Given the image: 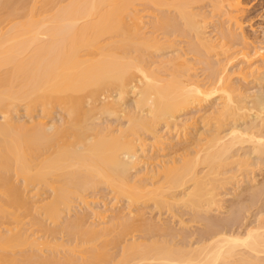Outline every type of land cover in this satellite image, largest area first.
<instances>
[{
    "label": "bare ground",
    "instance_id": "bare-ground-1",
    "mask_svg": "<svg viewBox=\"0 0 264 264\" xmlns=\"http://www.w3.org/2000/svg\"><path fill=\"white\" fill-rule=\"evenodd\" d=\"M24 1L0 0V115L3 116L0 123V222L4 219L2 223L11 222H7L11 226L8 228L0 223V264H264V185L257 188L254 185L249 189L252 207L259 202L261 205L254 216L256 220L244 231L236 232L231 224L222 225L223 221L219 223L211 220L210 215L207 217L215 209L219 212L224 208L223 190L246 166L242 161L233 162L238 156L234 153L235 147L249 141L254 145L252 152L260 159L264 157V136L258 130L259 124H255L257 129L256 126L245 125L242 129L243 126L238 127L236 123L241 112L245 111L244 117L248 116V110H256L257 116L262 117L264 101L261 96H256L255 101L252 99L254 96L251 98L249 94L241 93L240 88L232 86L227 68L238 56L245 59L241 62L245 67L240 66V73L249 69L251 72L255 66L251 62L253 59H249L250 55L245 53L248 47L233 53L236 51L233 45L243 44L247 39L241 33L240 1L43 0L40 5L41 1L35 0L27 9ZM137 1L147 5L143 7L148 11L141 10V13L146 11L144 15L135 8ZM206 3H209V12L200 7ZM150 7L157 8L158 13L154 10L156 15L149 14ZM21 17H25L24 21H19ZM145 20L152 28L150 35L143 32ZM6 22L5 26H10L2 27ZM211 28L213 35L209 34ZM161 31L169 38H189V51L179 48L174 50V54L169 52L166 58L163 56L153 61L149 53L165 49L166 44L172 46L169 39L168 43L161 44L157 35ZM188 54L195 55L198 65H202L204 80L197 78L198 69ZM161 72H168L167 78H162ZM251 75L255 80L259 74ZM103 96H107L104 103L101 100ZM131 97L134 100L132 106L123 108ZM250 98L253 107L252 104L249 106ZM214 100L218 102L214 103ZM22 103H25L28 115L33 116V112L36 114L34 110L41 107L42 115L47 117L41 118V115L40 119H35V116H29L27 121L17 120L13 112L18 113ZM208 103L212 106L202 112L201 122L209 125L208 128L213 124L220 125L214 136L200 131L202 136L208 133L207 145L196 151L200 154L206 150L202 156L196 155L193 160L180 158L181 163L173 160L172 156L170 160H159L155 164L146 161L144 168L147 169H143L147 176H138L142 173L137 172L132 176V171L144 161V147L147 148L144 140L147 134L142 137L144 133L160 139L162 135L156 133L157 127L165 124L166 129L176 131V137L182 138V141L178 139L179 144L188 143V136L192 135L190 122L180 117ZM98 104H102L101 107ZM54 106L61 107L60 110L66 114L60 123L48 120L49 111ZM122 108L123 112L120 111ZM118 111L124 118L128 116L126 127L110 130L111 122L105 127L101 123L102 127L98 126V121L97 125L87 124L89 118L95 121L97 117L94 115L98 112L115 113L117 116ZM99 117L102 118L101 115ZM99 117L97 119L101 121ZM226 118H232L234 123H229L232 125L224 130L227 123L224 128L221 125ZM202 136L197 140L199 143L205 141V136ZM246 137L248 139L244 140ZM158 141L164 143L168 140ZM156 142L152 144V150L156 148ZM164 144L171 145L174 148L169 147L171 151L184 145ZM159 145L157 153L165 150L162 144L163 147ZM50 149L53 153L49 154ZM248 153L246 157L251 154ZM200 165L208 169L203 175L197 170ZM141 170L139 172H144ZM159 176L165 179L164 185L153 187L155 183L152 182L155 181L152 184L147 182ZM15 177L22 180L21 185L15 183ZM239 181L237 186H240ZM100 185H106L117 202L126 199L128 213L121 209L113 215L109 211L115 209L107 207V210L99 211L91 207L92 202H88L86 194L91 189L98 190ZM178 188H185V191L175 194ZM33 190L36 191L30 193ZM46 190L51 194L48 195ZM148 200L155 201L158 209L171 210L173 206L190 208L195 218L201 217V213L206 214L207 218L203 220L207 222L208 227L204 229L207 234L200 240L203 244L192 248L186 244L176 247L164 240L147 242L153 230H161L166 233L161 236L168 237L175 231L166 224L160 226L145 216L143 218V213L133 208ZM74 201H79L80 207L74 217L62 223L65 214L72 212ZM242 205L239 211L234 209L232 215L242 211L247 213L249 207ZM18 211H25V214L20 215ZM40 216L44 220H40ZM26 218H29L27 223ZM45 218L55 226L60 223L61 231H56L59 226L47 228ZM88 218L95 223L87 225ZM36 224L44 227L45 230L41 231L53 234L50 236L54 238L58 232L63 236L67 234L68 239L75 240V246L71 241L70 245L64 241L53 244L43 241L42 236L31 230ZM131 230L144 231L150 236L144 235L145 242L134 240L123 246L118 259L114 254L115 261L114 256L108 253V246L116 247ZM100 239H106L104 242L108 244L98 247L94 242ZM45 249L48 250L45 253L50 251L51 254L43 255Z\"/></svg>",
    "mask_w": 264,
    "mask_h": 264
},
{
    "label": "rangeland",
    "instance_id": "rangeland-1",
    "mask_svg": "<svg viewBox=\"0 0 264 264\" xmlns=\"http://www.w3.org/2000/svg\"><path fill=\"white\" fill-rule=\"evenodd\" d=\"M22 1H24V0H22ZM25 1H28V2H25ZM24 1V3L26 4V9L27 8H29L30 6H32L31 4H33V1H35V0H25ZM37 1H41L40 2V5L42 4V1L43 0H37ZM240 1V3L242 4L241 5V8H242V12H241V15H240V23H241V25H243L242 26V29H241V33H244V35L243 36H245V41H243V44L240 42V45H238V43L236 44V46L235 45H233L234 46V50H236L235 52H233L234 50L232 49V52L233 53H236L237 52V50L239 49H243L244 47L246 48V47H248L249 49L245 52L246 54L248 53L249 55H250V58L249 59H251L252 61L251 62H254L253 63V65H255V66H253L252 68V70L253 71H251L250 72V69L249 70H247V71H245V72H247V73H245V72H243V73H240V69L239 68H241L240 66H243V67H245V65H242V64H245V63H241V62H244V58H240L239 56V58L238 57H236L235 58V60L233 61V63L232 64H230L227 68H228V74L230 75V79H231V82H230V84L233 86V85H235L234 87L235 88H237V89H239L240 88V92L242 93V91L244 92V94L245 95H248V96H250L253 100H254V98L256 97V96H261L262 97V100L264 101V0H239ZM138 3H136V5L138 4V6L137 7H135V8H138L139 9V12L141 13V10H146V11H148V9H147V7H146V9H145V7H143V5L144 6H147V5H145L144 3H140L139 4V2L140 1H137ZM142 2V1H141ZM142 4V5H141ZM201 5V4H200ZM199 5V6H200ZM153 6V5H152ZM205 6V7H204ZM154 7V6H153ZM198 7V6H197ZM200 7H202V8H204L206 11H210L211 9H210V7H209V3H206V4H202ZM150 8H152V7H150ZM137 9V10H138ZM156 9L157 8H152V9H149V12H151V13H149V12H147V14L149 13V14H155L156 15V13H158V11H156ZM23 10H25V9H23ZM156 11V13H154L155 11ZM146 11H144L145 13H146ZM171 11H173V9H171ZM25 12H26V10H25ZM144 12H142L141 14H143ZM153 12V13H152ZM174 12V11H173ZM20 13H24V12H21L20 11ZM19 13V14H20ZM21 15V14H20ZM20 15H19V17H20ZM25 15H27V14H25ZM144 15V14H143ZM22 16V15H21ZM146 16V15H145ZM22 18V17H21ZM21 18H20V20H19V18L15 21V22H17L18 20L19 21H24V18L25 17H23L22 18V20H21ZM26 20V19H25ZM148 20V19H147ZM147 20H145L144 22V24H146V25H143L142 27L144 28V30H143V32H145L147 35H150L149 33H151V31H152V28L149 26V23H148V21ZM8 23L6 22V23H4V25L2 26V27H6V28H8L10 25H8V26H5V25H7ZM145 27H148V28H146L145 29ZM210 33H212V35H213V28H211V29H209V34ZM164 34V33H163ZM162 34V31L159 33L158 32V37H159V39L161 38V44H166V43H168V39H169V43L171 42L170 40H172V42L170 43V45H172V46H168L167 44V46L166 45H164V47L163 48H165V49H160V50H162V52L160 53V50H158L157 51V53H155V52H153V53H149L150 55L149 56H151V58H152V60L153 61H155V60H159V59H161V58H164L163 56H165V55H168V53L169 52H171V53H169L170 55L171 54H174V50H178L179 48L181 49H183L184 50V52H188L189 51V38H182L181 36H179V37H171V38H169V37H166L165 35H163ZM241 35V36H242ZM167 38V39H166ZM242 39H243V37H242ZM163 40V41H162ZM247 41V42H246ZM244 42H246V44H249L248 46H244ZM245 44V45H246ZM243 45V46H242ZM240 46H242V47H240ZM244 48V49H245ZM238 50V51H239ZM256 52V53H255ZM29 53H30V51H29ZM28 52H27V54H29ZM159 53H160V55H159ZM232 53V54H233ZM258 53H259V55H258ZM163 54V55H162ZM253 54H255V55H253ZM154 55V56H153ZM248 55V56H249ZM153 56V57H152ZM167 56H165V58H166ZM187 57H189V59L191 60V59H193V60H191V62L194 64V67L195 68H197L198 69V71H196V74L198 75H196L197 76V78H199L200 80H204L205 78H206V76L204 77V75H203V72H202V65H198V60L197 59H194L195 58V55H191V54H188L187 55ZM254 57V58H253ZM152 60H151V62H152ZM196 62H195V61ZM236 61V62H235ZM150 61H149V63H151ZM197 63V64H196ZM247 66V65H246ZM238 67V68H237ZM259 67V68H258ZM8 69H10L9 67H7ZM204 68V67H203ZM254 68H257V69H260L259 71H257V69H255V71L256 72H254ZM202 69V70H201ZM4 70H7V69H3L2 71H4ZM249 71V72H248ZM237 72V73H236ZM239 72V73H238ZM257 72H259V73H257ZM163 72H161V74H162ZM168 73V72H167ZM167 73L165 72V73H163L162 75H161V77L162 78H164L165 76H168L167 75ZM246 76H245V75ZM251 74H254V76L255 75H257V74H259V75H257V76H255V80H254V77H253V75H251ZM165 78H167V77H165ZM258 78V79H257ZM257 81V82H256ZM104 97V98H103ZM102 98H101V100H103L102 102L104 103V101L105 100H107L106 99V97L107 96H103ZM133 97V96H132ZM129 98L128 99V105L126 104V105H124L125 107H123V108H127V106H129V107H131L132 106V104H133V98ZM251 98H250V100H251ZM256 98H258V97H256ZM255 98V101L257 100ZM105 99V100H104ZM101 100H99V101H101ZM249 100V101H250ZM253 100H251L250 102L251 103H249V106H251L250 104H252V107H253ZM132 103H131V102ZM102 102H99V103H102ZM106 102V101H105ZM218 102V100H214V103H217ZM102 103V104H103ZM213 103V104H214ZM102 104H98V106L99 107H101V105ZM209 105V106H208ZM22 106H24V107H22ZM205 106V107H204ZM210 106H212V103H211V105L208 103L207 105H203V108H204V110H203V108H200V107H198V108H196V110H193L192 112H188L187 114H184L183 116L184 117H180V119H186V120H188V123L190 124L189 126H190V129H189V132L191 133L192 132V135L191 136H188L189 137V139H188V143H181V144H179L180 143V139H181V141H182V138H177L176 137V131H172V130H168V128L166 129V126H165V124H161V125H159L160 127H157V132L156 133H158V136H161L162 135V137L160 138V139H155V137H153V135L152 134H148V133H144L143 134V136L142 137H144L146 134V138L144 137V140L146 139V143H144V144H146V146H147V148H149V149H147L146 147H144V149L146 150L145 152L146 153H143V159H144V161H142L141 163V165L139 164V165H137L138 167V169L136 170H133L132 171V173L131 174H133L132 176H135L134 175V173H136V174H140V173H142V174H140V175H138V176H141V175H143L146 171V169H147V167L146 168H144L146 165V161L148 162V163H150L151 164V162H154V163H152V164H155L156 162H159V160H170V159H172V157H173V160H175V161H179L180 163H181V159L180 158H182V159H185L186 157H187V159H190V158H192L191 160H193V158H197V156L198 155H200L201 154V156L204 154L203 152H205L204 150H203V152L201 151L200 152V154H196L197 152H198V150L200 151V149H198V148H202V146H205V145H207V139H208V133L206 134V132H209V135H211V136H214L215 134L214 133H216V129H218V126L220 125H218V124H213V125H211V127H209L208 128V126L207 125H205L204 123H202L201 122V119L202 118H200L202 115H203V113L202 112H205L206 110H208L209 108H211ZM248 106V108H251V109H253L252 107H249ZM22 109H21V108ZM19 108H18V113L17 112H13V116L17 119V120H19V121H27V120H29L30 119V117H34L35 119H40V116L42 115V114H44V112H42L41 110H43L41 107H40V109L37 107L36 108V110H34L35 111V113L36 114H34V112H33V114H31V115H33V116H30V115H28L29 113L27 112V110H26V112H25V109H26V106H25V103H22L21 104V106H20ZM55 107V106H54ZM123 108L120 110V111H122L123 112ZM19 109H21V111L19 110ZM39 109V110H38ZM61 109V107H59V106H56L55 108H52V110L51 111H49L51 114H48V120L49 121H51V123L53 122V123H60V121L62 122V120L64 119V118H62V116H66V114H64L63 113V111L62 110H60ZM200 109V110H199ZM250 109V110H251ZM20 111V112H19ZM37 111V112H36ZM120 111H118L119 112V115H117L116 116V114L114 113V114H111V113H101V112H98V113H96L97 115H101V117L102 118H100L99 116H97V115H94L95 117H99V119L101 120V121H99L97 118H95V117H93V119L95 118V121L94 120H92V119H90L89 118V121L87 122V124H89V125H91V124H95V125H97V122L96 121H98V126H100V125H102L103 127H105V126H108L109 124V126H110V130H117V128L119 127H122V126H124V127H126L128 124V116H125V117H127V118H124V116L122 115L123 113H120ZM197 111V112H196ZM199 111H201V112H199ZM256 110H251V112L248 110L246 113L248 114V116L250 115V117L248 118V116H245L244 117V114H245V111L242 113L241 112V115L239 116V118H238V122H236L237 123V125H238V127H241V126H243V125H245V126H248V127H250V126H256V125H258L259 124V126H260V129H259V127L258 126H256L255 127V129H257V127H258V130H260V133H261V135H263L264 136V114L263 115H261L262 117H260V116H257L258 115V112L256 113L255 112ZM199 112V113H198ZM1 113V115H2V112H0ZM117 113V112H116ZM197 113H198V115H197ZM251 113V114H250ZM256 113V114H255ZM15 114H16V116H15ZM17 114H18V116H17ZM38 114V115H37ZM121 114V115H120ZM242 114H243V117L245 118H241L242 117ZM0 115V123H2L3 121H2V118H3V116H1ZM25 115H26V117H25ZM28 115V116H27ZM49 115H50V117H49ZM60 115H61V117H60ZM196 115V116H195ZM200 115V116H199ZM30 116V117H29ZM44 116H46V115H44ZM43 115H42V117L41 118H43L44 117ZM119 116H121V118H119ZM22 119H21V118ZM39 117V118H38ZM47 117V116H46ZM105 117V118H104ZM123 117V118H122ZM192 117V118H191ZM195 117V118H194ZM28 118V119H27ZM197 118H198V120H197ZM256 118H258V119H256ZM260 118H262L263 119V121L260 119ZM25 119V120H24ZM193 121H191V120ZM200 119V120H199ZM227 120L225 121V119L222 121L223 122V124L221 125L222 126V128H224V126L226 125L225 123H227V126H225V128H224V130H226V128L228 129L234 122H232V118H230V119H228V118H226ZM53 120V121H52ZM60 120V121H59ZM92 120V121H91ZM105 120V121H104ZM195 120V121H194ZM197 120V121H196ZM229 120V121H228ZM241 120V121H240ZM256 120V121H255ZM94 121V122H93ZM116 121V122H115ZM96 122V123H95ZM108 122H111V123H109L108 124ZM91 123V124H90ZM101 123V124H100ZM121 123V124H120ZM197 123V124H196ZM229 123H232V124H229ZM254 123V124H253ZM258 123V124H257ZM100 124V125H99ZM115 124V126H113L112 127V125H114ZM253 124V125H252ZM256 124V125H255ZM117 125V126H116ZM121 125V126H120ZM193 125V126H192ZM230 125V126H229ZM102 126H100V127H102ZM165 126V127H164ZM204 126V127H203ZM207 126V127H206ZM215 126V127H214ZM116 127V128H115ZM211 128V129H210ZM215 128V129H214ZM242 128V127H241ZM245 127L243 126V128L242 129H244ZM204 129H206V130H204ZM174 130H176V129H174ZM211 130H214V131H211ZM216 130V131H215ZM159 131V132H158ZM197 131H198V133H197ZM202 131H206L204 134H203V136H205L204 138H203V136L202 135H200L201 134V132ZM210 131L213 133H210ZM262 131V132H261ZM160 133V134H159ZM164 133V134H163ZM173 133V134H172ZM200 133V134H199ZM175 134V135H174ZM151 137H150V136ZM172 135V136H171ZM198 135H200V136H202L201 138H203V140H205V141H203V142H201V143H199L198 141H199V139H200V136L198 137ZM164 137V138H163ZM166 137V138H165ZM173 137V138H172ZM168 138V139H167ZM169 138H171V139H169ZM199 138V139H198ZM206 138V139H205ZM151 139H152V142H150L151 141ZM155 139V140H154ZM166 141V140H168L169 142H173V144L175 145V146H179V145H182V144H184V145H182L183 147H175V149H177V150H170V148L169 147H171V145H168L167 146V144H164V143H169L168 141L167 142H164V143H162V142H160V143H158L159 141L158 140H161V141ZM175 139V140H174ZM179 139V140H178ZM246 139H248L247 137L246 138H244V140H246ZM175 142H177V143H175ZM198 140V141H197ZM156 141H158V142H156ZM149 142V143H148ZM154 142H156V145H155V149H151L153 146H152V144L154 143ZM247 142V141H246ZM246 142H244V144L242 145V144H240V145H238V146H236L235 148L236 149H234V153L235 154H238V156L236 155V157H234V159H233V162L235 161H242L244 164H246V166H244L243 168H244V170H245V172H244V170L243 171H239V172H237V173H239V174H237L236 173V175H238L237 176V179H235L234 181H236V180H240L239 182H241L240 184H238V185H240V186H237V182L238 181H236V182H234V181H232L231 182V184H229V185H227L226 186V188L223 190L224 192H223V194H224V196H221L222 198H224V200H223V205H224V210L222 209V210H220L219 212H218V210L217 209H215L216 211H212V212H210V214H207V217H208V215H210L209 216V218L211 219V220H215V221H218L219 223L221 222L222 223V221L224 222L222 225H230V227H232L233 226V229L236 231V232H242V231H244L245 230V228L249 225V224H251V223H253L255 220H256V218L254 217L256 214H257V209L260 207V205H261V203L259 202V203H256V202H254V203H256V204H254L255 206L254 207H252V202L250 203V201H251V199H249V197H250V195L248 194L251 190H249V189H252L253 187H254V185H255V188H257L256 186H262V185H264V157L263 158H259V156H258V154H256V153H253L252 152V150L251 149H253V144H251V143H249V141H248V143H246ZM150 143H151V145H150ZM157 143H158V145L160 144H162L161 146L163 147L162 149H165V150H161V151H159L158 153L156 152L157 151V147H158V145H157ZM205 143V144H204ZM155 144V143H154ZM153 144V145H154ZM199 144V146H201V147H199V146H197ZM204 144V145H203ZM160 145H159V147H160ZM151 146V147H150ZM195 146L197 147V148H195ZM167 147V148H166ZM154 148V147H153ZM159 149V148H158ZM171 149H174L173 147H171ZM184 149V150H183ZM53 150V149H52ZM51 149L49 150V154L50 153H53V152H51L52 151ZM155 150V151H154ZM251 150V151H250ZM163 151V152H162ZM174 151H177L176 153H174L173 154V152ZM197 151V152H196ZM249 151V153L248 154H250V156H245L246 154H247V152ZM159 154L158 156H160V157H162V158H158V156H157V154ZM144 154H146V155H144ZM253 154V155H252ZM48 155V154H47ZM148 155V156H147ZM162 155V156H161ZM197 155V156H196ZM144 156H145V158H144ZM153 156H155V157H153ZM172 156V157H171ZM193 156V157H192ZM195 156V157H194ZM151 157V158H150ZM153 157V158H152ZM168 157V158H167ZM184 157V158H183ZM241 157V158H240ZM242 157H244V159L242 158ZM248 159H246V158ZM250 157V158H249ZM156 158V160H154ZM178 160H177V159ZM240 158V159H239ZM260 160H259V159ZM148 159V160H147ZM154 161H153V160ZM158 159V160H157ZM151 161V162H150ZM195 161V160H194ZM246 161V162H245ZM248 161V162H247ZM250 162V163H249ZM145 163V164H144ZM180 163H178L177 162V164H180ZM257 163V164H256ZM253 165V166H250V167H248V165ZM257 165V166H256ZM259 165V166H258ZM143 166V167H142ZM205 167H207V166H201L200 165V167H198V169L197 170H199L198 172H200L199 174L200 175H203V173H205L206 171H208V169H206ZM247 167V168H246ZM145 170H144V169ZM140 169H142L141 171H144V172H139L140 171ZM202 171V172H201ZM242 172V173H241ZM253 172V173H252ZM146 174V173H145ZM144 174V175H145ZM242 174H245V175H242ZM248 174V175H247ZM144 175H143V177H144ZM247 175V176H246ZM147 175H145V177H146ZM149 176H151V173H150V175H148V177ZM243 177V178H242ZM156 178V177H155ZM241 178V179H240ZM16 179V180H15ZM153 179V180H152ZM152 179H150V180H147V182L149 181V183H151L152 181H155V182H152V183H155V185L153 186V187H159L160 185H164V181H165V179H163V178H161V176H159V177H157L156 179H154V178H152ZM160 179H162V180H160ZM14 180H15V183L16 184H20L21 185V181L22 180H20V178H17V177H15L14 178ZM243 180H244V182H243ZM160 181V182H159ZM157 182V183H156ZM234 182V183H233ZM151 183V184H152ZM163 183V184H162ZM157 184V185H156ZM160 184V185H159ZM253 185V186H252ZM150 186H152V185H150ZM187 187H189V184H187L186 185ZM153 187H150V188H153ZM183 189V190H182ZM181 190L178 188L177 190H175L174 192H175V194H179L180 195V193L181 192H183V191H185V188H182ZM248 190V191H247ZM36 190H33V191H31L30 193H34ZM50 192V193H49ZM240 192V193H239ZM246 192V193H245ZM29 193V194H30ZM46 193H48V195H50L51 194V191L50 190H46ZM221 193H222V191H221ZM235 193H238V195L237 194H235ZM240 194V195H239ZM31 195V194H30ZM243 195H246V196H244V197H241V196H243ZM247 195H249V196H247ZM114 196V197H113ZM238 197V198H237ZM86 198L88 199V202L90 203V202H92V203H90V204H92L91 205V207H93V208H96L97 210H99V211H104V210H102V209H106L107 207V209H110V210H114L113 212H111V211H109L108 213L109 214H115V213H117V212H119V211H121V209L123 210V211H125V212H127V209H128V205L127 204H129L128 202H127V200L126 199H124V201L122 200V202H121V200L119 201V202H117V200L115 199V195L110 191V189L108 188V187H106V185H104V186H101L100 185V187H98V190H97V188H95L94 190H92L91 189V191L89 190V192H87V194H86ZM247 202H245L244 200ZM77 201V200H76ZM76 201H74L75 203H73L72 204V207H73V210H72V212L69 214V213H66L65 215L66 216H64V218L61 220V222L62 223H64V221H66L69 217H74L75 216V212H76V210H78L77 208L78 207H80V205H78V204H80V202L78 201V202H76ZM239 201V202H238ZM258 201V200H257ZM117 202V203H116ZM244 202V203H243ZM104 204H106V205H104ZM155 201H152V200H148V201H141V203L139 204V205H137V206H133V208H136V209H138L139 211H140V213L142 212L143 214V218H144V216H145V219H147V220H149V221H155L156 223H157V225L159 224L160 226H162V225H167V226H170V227H173V229L175 230L173 233H172V235H170L169 237H168V235L166 236V235H164V236H161V235H163L165 232H162L161 230H153L152 232H150L149 234L150 235H152V237L150 236V235H148V233L146 234L144 231L143 232H141V231H135V230H131V231H129L128 233H129V235H125V238H123V239H121V243H119L118 245H116V247L113 245L112 246V244L110 245L111 246V248H110V246H108V253H111L113 256H114V254H115V256H117L116 258L118 259V257H120V253H122V248H123V246H126L128 243H132L134 240H136V241H141V240H143L144 242H145V240L144 239H146V238H144L146 235H147V238L150 236V238L148 239V240H150V241H148L147 239H146V241L147 242H157V241H159L160 240V242L162 241V240H164L165 242H169V243H171L172 245H174V246H176V247H179V245L181 246V247H184L185 246V244L188 246H192V248H196L197 246H201L202 244H203V242H200V240H202L203 238L202 237H206V234L207 233H205L204 231V229H205V227L207 226V222L205 221L206 219L205 218H207L206 217V214H200V216L201 217H198L199 218V220H198V218L196 217L195 218V216L192 214V210L190 211L189 209L190 208H187V207H182V206H173L172 208H171V210H168L167 208H161V209H158V208H156L155 207ZM242 204H244V206H247V207H249V209H247L248 210V212L246 213V212H238L237 214H234L233 213V215H232V213L231 212H233V210L234 211H239V209H240V207H242L243 205ZM104 207V208H103ZM233 207V208H232ZM133 208H131V209H133ZM237 208V209H236ZM106 209V210H107ZM126 209V210H125ZM135 209V210H136ZM232 209V210H231ZM134 210V209H133ZM129 211V210H128ZM137 211V210H136ZM25 212V211H24ZM23 211H18V213H20V215H23V213H24ZM128 213V212H127ZM243 215H242V214ZM25 214V213H24ZM113 214V215H114ZM245 214V215H244ZM194 216V218H195V220L193 219V216ZM241 215H242V217H241ZM203 216V217H202ZM230 216H232V217H230ZM39 218V217H38ZM91 218H93L94 220H95V218H94V216H92L91 215ZM90 218V219H91ZM203 218L205 219V220H203ZM208 218V219H209ZM40 220L42 219V220H44V217L42 216V218H41V216H40V218H39ZM89 218H88V221H87V225H89V223H90V225L91 224H94L95 223V221L93 220V219H91L90 220ZM151 219V220H150ZM197 219V220H196ZM231 219V220H230ZM27 220V221H26ZM26 220H25V222L27 223V222H29L28 220H29V218H26ZM45 220H46V218H45ZM220 220V221H219ZM3 221H5V219L4 220H2V222ZM47 221V225H48V227L47 228H49V229H51L50 227H52L53 228V226H55V224H52V222H49V220H46ZM46 221H45V225H46ZM232 221V222H231ZM2 222H0V223H2ZM8 222V224L9 223H11V222H9V221H7ZM7 222L6 223H2V224H4L3 225V227L5 226L6 228H8V227H11V226H9L8 224H7ZM230 222V223H229ZM155 223V224H156ZM29 224V223H28ZM1 225V224H0ZM38 225V226H37ZM57 226H59V230H56V231H61V224L60 223H57L56 224V226L55 227H57ZM0 227H2V226H0ZM28 227V226H27ZM30 227H32V226H30L29 225V229H31ZM42 227V226H41ZM40 226H39V224H36V225H34L33 227H32V231L33 232H35L36 233V235H38V236H42V238L44 239L43 241H49L50 243H56V242H66V245H68L67 243H69V245L72 243L73 244V242H74V246H75V240L73 239V242L70 240V238L68 239V236H67V234L65 235L64 234V236L62 235V233L61 232H58L59 234H55L57 237H53V236H50V235H53V234H48V232H45V231H41V229L42 230H45V228L43 227V228H41ZM55 227H54V229H55ZM208 227V226H207ZM6 228H4V229H6ZM3 229V230H4ZM56 229H58V228H56ZM137 230H139V229H137ZM208 230V229H207ZM32 231L30 232V234L32 233ZM154 232H156V234L154 233ZM159 232V233H158ZM35 233H33L32 235H35ZM38 233V234H37ZM158 234V236H156ZM166 234V233H165ZM36 235H35V237H36ZM49 235V236H48ZM145 235V236H144ZM112 239V238H111ZM104 240H106V239H100V240H98V241H96V242H94L98 247L100 246V247H102L101 245L103 244V243H105L104 242ZM108 240V239H107ZM109 240H110V238H109ZM157 240V241H156ZM69 241V242H68ZM70 241H71V243H70ZM163 241V242H164ZM107 242V241H106ZM183 243H184V245H183ZM200 245H199V244ZM65 244V243H64ZM94 244V245H95ZM105 244H108V243H105ZM176 244H178V245H176ZM71 247H72V245H71ZM86 247H88V246H84V248H86ZM104 247H106L107 248V246H104ZM114 247V248H113ZM46 248V247H45ZM83 248V249H84ZM42 249H44V248H42ZM82 249V248H81ZM45 250H47V249H45ZM44 250V253L45 252H48V250L47 251H45ZM109 250H110V252H109ZM37 252V251H36ZM49 253H50V251H49ZM49 253H45V254H43V255H45V256H47V255H50ZM63 253V252H62ZM64 254V253H63ZM119 255V256H118ZM62 256V255H61ZM115 256H114V260H115ZM264 256V255H263ZM113 260V261H114ZM109 261V260H108ZM116 261V260H115ZM99 264V263H98ZM111 264V263H110Z\"/></svg>",
    "mask_w": 264,
    "mask_h": 264
}]
</instances>
